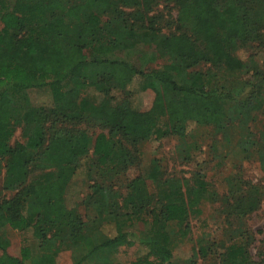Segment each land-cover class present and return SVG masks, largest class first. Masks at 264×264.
Listing matches in <instances>:
<instances>
[{"label": "trees", "instance_id": "16d2710c", "mask_svg": "<svg viewBox=\"0 0 264 264\" xmlns=\"http://www.w3.org/2000/svg\"><path fill=\"white\" fill-rule=\"evenodd\" d=\"M161 3L195 5L210 15V25L191 37L179 22L164 23L155 13ZM163 25L196 41L208 64L204 74L178 73L172 63L158 69L135 64L141 48L164 37ZM0 26V46L12 40L14 49L10 59L0 58V172L5 161L4 187L15 191L0 200V264H57L62 251L71 252L73 264H116L115 253L126 242L147 250L130 264H183L174 260V249L187 237L189 218L200 214L208 195L219 198V192L209 191L202 179L165 177L157 159L144 176L127 179L126 173L139 163L143 141L185 136L173 133L172 120L210 127L229 139L232 131L264 118V61L249 68L237 55L254 44L264 50V0H0ZM220 70L239 82L220 84ZM138 79L158 83L164 110L142 134L111 118L134 109L127 102L128 87ZM33 90L49 91L52 105H33ZM18 128L26 140L12 145ZM89 158L88 193L57 221L50 219ZM39 171L45 172L41 179L28 182ZM232 180L225 179L230 189L222 194L230 216ZM87 203L92 215L84 210ZM246 204L250 212L257 210V195L237 201V227L222 244L219 264H264L251 261L254 238L241 226ZM117 224L120 233L103 236L104 227ZM7 227L32 230L41 240L40 252L34 256L23 247L19 256L11 255L1 233ZM48 228L52 236L43 240L38 234ZM203 242L184 264L208 257Z\"/></svg>", "mask_w": 264, "mask_h": 264}, {"label": "rangeland", "instance_id": "374dc122", "mask_svg": "<svg viewBox=\"0 0 264 264\" xmlns=\"http://www.w3.org/2000/svg\"><path fill=\"white\" fill-rule=\"evenodd\" d=\"M155 13L162 15L164 23L174 20L179 22L191 37L205 32L211 22L207 12L190 3L180 7L161 3L155 8ZM162 32L164 37H161L159 42L150 43L149 47L141 48L133 58L137 66L143 69H158L166 63H172L178 66V73L195 72L200 75L207 71L208 64L201 60V48L193 38L181 36L173 28L168 29L165 25H163ZM11 42L13 43L10 40L7 45L0 46V58L10 59L13 56L14 49L11 48ZM166 49L176 52L177 55L167 52ZM260 49L262 48L254 44L240 49L237 55L247 63L249 68H252L255 60L259 61L258 63L264 61V50ZM256 54L259 55L258 58L255 57ZM250 75H245V80H249ZM218 79L220 84L224 85L239 82L237 75L221 70L218 73ZM155 88H158V83L154 81H144L143 79L134 81L128 87L132 91V97H129L127 101H130L134 109L119 111L111 117L112 120L135 133L146 132L157 122L158 115L164 113L162 101L156 95ZM29 96L35 106H51L53 102L47 90H33L29 92ZM118 96V100L123 99L121 94ZM261 121L264 123L263 117L259 118L256 123H250L232 131L230 138L226 139L210 127H199L191 123L185 125L179 120H172L173 133L185 136L171 134L162 140L151 139L138 145L139 163L126 173L127 179H133L138 175L144 176L146 168L154 159H157L161 162L165 177L186 178L191 183L202 179L207 184L209 191H218L220 194L219 198L212 194L208 195V198L204 199L200 205V214L192 215L189 218L187 237L179 242L174 249L176 262L184 264L190 261L199 249V241L203 239V245L210 254L205 258H196L197 264H219V255L223 251L222 244H227L230 241L233 237L232 228L237 227V217L234 219L236 203L242 197L250 194L257 195L259 205L257 210L250 212V208L247 209L248 205L246 204L245 210L247 209V211L245 212L247 214H245L241 226L243 229H247L254 238L250 247L251 261L254 263L264 261V138L260 131L263 126ZM98 130L97 128L94 131ZM25 140L26 137L21 128H18L11 139V144L14 145ZM5 163V161L2 162L3 167L0 172V200L11 197L15 193V191L7 190L4 187ZM91 163V158L83 161L82 167L68 190L66 203L51 213L50 219L57 221L65 208L80 205L81 200L88 193L87 171ZM44 173V171H39L32 174L28 182L38 181ZM226 178L229 181L233 178V193H229L230 203L234 205L230 210L231 216L229 212H224L225 206L222 205V199L226 200L222 194L230 189L228 183L225 182ZM254 201V205L257 207V200ZM84 210L92 215L91 204L87 203ZM239 211L240 209H237V213ZM52 230L53 228H48L38 236H44L43 240L49 239L52 236ZM142 230L144 231L142 226L138 228L139 232ZM119 231L118 224L108 225L103 228V236L112 237L120 233ZM1 233L9 240L8 252L11 255L19 256L23 247H29L34 256L40 252L41 240L35 236L32 230L19 232L7 227L3 228ZM146 253L147 250L142 246L126 242L115 253L116 264H130ZM56 262L57 264H73L75 261L70 251H62L56 256Z\"/></svg>", "mask_w": 264, "mask_h": 264}]
</instances>
